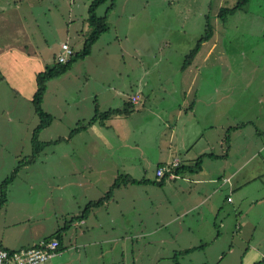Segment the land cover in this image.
Returning a JSON list of instances; mask_svg holds the SVG:
<instances>
[{"label": "crops", "instance_id": "obj_1", "mask_svg": "<svg viewBox=\"0 0 264 264\" xmlns=\"http://www.w3.org/2000/svg\"><path fill=\"white\" fill-rule=\"evenodd\" d=\"M48 2L49 0H0V120L8 129L17 124V96H23L31 102L36 89L35 75L48 63V57L43 55L33 32L28 30L27 23L30 17L38 22L42 10L46 11L43 14L48 15ZM248 4L249 0L240 10ZM70 15L71 10L68 16ZM260 26L264 28V24ZM190 64L181 70L180 75L181 88H187L184 92L181 90L184 101L179 105L166 107H172L168 110H151L155 117L153 122L135 121L129 126L131 132L138 129L144 130L146 136L156 134L152 145L156 148L155 157L146 158L144 155L139 158V142L127 139L124 135L126 124L123 117L130 119L137 104L140 103L141 107L145 104L143 87L146 84L142 77H139L130 93L125 89H118L116 85H109L107 90L113 91L122 100V105L114 108L131 106L129 113L114 115L103 122H94L83 130L93 129L98 132V138L84 142L85 146L96 142V145L105 148L98 153L90 150L93 155L91 162L77 154V160L72 161V164H58L55 169L50 170L56 171L59 176H63L61 172L68 171L73 178L72 182L69 179L60 184L63 191L61 195L54 194L58 185L48 184L46 194L40 195L33 184L24 180L22 171L25 169L27 172L29 169L26 168L31 164L19 170L8 186L5 203L0 207V244L7 249H18L36 245L41 240L52 237L67 221L80 215L88 202L103 196L118 175H128L133 179L146 181L115 188L112 197L102 205L92 207L85 217L72 219L70 226L62 231L63 249L41 264H127L129 254L132 264H136L139 257L143 258L139 253L141 255L144 251L145 240L149 239L156 244L154 247H157V253L152 256L157 257L162 250L161 244H175L179 241L176 233L183 236L172 247V252L194 248L185 255L197 252L210 255V247H214L220 239V231H203V234L194 235L183 218L199 209L215 190H220L219 185L227 186L228 193H233V178L245 171L252 159L264 152V68L262 74L250 76V81H260L259 90L249 93L234 90L232 105L227 107L225 100L230 91L226 92L218 87L210 95L207 92L193 93L190 83L184 84L187 81L185 71ZM254 67L258 68L257 65ZM154 90L152 92L155 94ZM235 91L238 93L235 94ZM132 96H138V102H133ZM93 100L97 102L100 111H104L99 99L95 97ZM136 110L138 113L141 108ZM227 129L230 130L225 139ZM109 130L113 131V135L107 134ZM76 139L73 136L68 142L74 143ZM117 142L124 146L121 153L112 147ZM129 150L134 151V156L128 153ZM14 155L17 156L16 153ZM199 156L201 165L196 172L184 169L173 179L158 178L154 173L158 166L176 159L180 163L179 167L192 166ZM60 157L61 160H69L67 153ZM261 160L264 166L263 156ZM151 165L155 168L153 178L147 175L152 172ZM261 172V169L248 170L242 180L255 182ZM55 175L57 176L56 173ZM159 180H163L161 186L157 182ZM216 180L218 185L210 189L209 183H215ZM67 188H72V193L65 196L64 189ZM229 194L226 195V200L230 198ZM174 225H177L175 233L167 231L168 226ZM235 228L240 234L236 238L231 237L233 243L235 239L238 243L243 241V236L250 242L238 264H261L259 262L264 258V251L261 250L260 240L254 236L253 223L244 218L240 226L236 224ZM189 234L192 235L191 238ZM73 246L75 252H70ZM232 251L233 245L227 248V253H233ZM214 258L209 263L202 261L200 264H222L223 251H216Z\"/></svg>", "mask_w": 264, "mask_h": 264}, {"label": "rangeland", "instance_id": "obj_2", "mask_svg": "<svg viewBox=\"0 0 264 264\" xmlns=\"http://www.w3.org/2000/svg\"><path fill=\"white\" fill-rule=\"evenodd\" d=\"M112 0H106L97 8V15L103 16ZM237 0H114V6L108 13L109 31L103 33L92 47L91 54L73 63L72 67L63 75L48 81L42 108L49 112L53 119L49 126L38 135L40 141L55 140L60 136H67L70 129L79 121H87L94 113V98L101 102V109L120 107L122 100L113 91H108L109 85H116L118 89H125L130 93L134 84L142 77L146 84L144 107L137 104L131 118L123 117L126 124L125 136L139 142L137 156L153 158L156 155L154 145L156 134L144 133V130H129L131 123L153 122L151 110L166 108L173 104L179 105L184 101L181 90V66L186 53L195 45L205 30V16L208 15L213 26V35L203 43L198 53L187 68V81L193 93L207 92L212 94L216 88L230 91L225 105L231 107L234 90L257 91L260 81H250L251 75L262 74L264 68V0H249L247 7L229 14L225 22L217 17L219 8L231 7ZM91 0H49L48 15L41 13L38 22L34 17L28 18V30L33 32L36 43L43 55L48 57L46 65L55 62V56L61 51L62 42L74 50L82 47V42L88 34L87 8ZM71 10L70 17L68 16ZM247 10V11H246ZM34 16V13H33ZM37 18V17H36ZM257 19V20H256ZM260 19V23L258 20ZM213 45L209 51L210 46ZM207 54V55H206ZM254 67V66H256ZM245 75V76H244ZM126 85V86H125ZM113 87V86H112ZM110 88V87H109ZM155 89V94L153 91ZM163 90L170 92L164 93ZM238 92L235 91V94ZM147 95V97H146ZM95 96V97H94ZM141 108L136 113V109ZM148 109H150L148 111ZM16 126L10 129L0 120V182L12 171L13 167L24 157L30 156L31 133L39 119L34 112L32 103L23 96H17ZM153 116V117H152ZM20 119V120H19ZM98 124H96L97 126ZM151 132V130H148ZM113 135L109 130L107 134ZM115 133V131H114ZM95 130L81 131L74 135V143L63 141L46 145L34 164L22 171L27 183H31L45 195L48 184L57 186L55 196L61 195V186L65 181H73L68 171L59 176L56 165L77 160V154L82 159L93 161L90 150L104 149L105 146L92 142L85 146L84 142L97 139ZM264 139V138H263ZM134 143V142H133ZM132 143V144H133ZM108 147V146H107ZM121 153L122 143L113 145ZM6 148V150H5ZM103 151V150H102ZM134 156V151L129 150ZM14 153L17 154L14 155ZM67 153L68 159L61 160V155ZM84 156V158H83ZM264 152L256 156L245 171L233 178L235 189L228 193V187L221 186L203 205L192 211L183 220L194 231V235L203 231H220V239L210 247V255L197 252L189 255L172 252L182 238L176 233L178 242L161 244L159 256L155 257L156 244L145 240L144 251L139 253L136 264H200L202 261H213L216 251H223L224 261L228 264H238L242 253L247 249L249 241L232 242L231 237L239 236L236 224L242 223L244 218L252 222L255 228L254 236L260 240L261 250L264 251V166L261 157ZM231 162V161H229ZM50 168V169H49ZM154 165L148 176L153 178ZM261 169V176L255 182H243V176L248 170ZM57 174V176L55 175ZM155 173V170H154ZM25 174V175H24ZM17 183L19 181L17 180ZM218 185L209 183L210 189ZM215 188V187H214ZM209 189V190H210ZM217 191V192H216ZM95 192V191H94ZM162 192V191H161ZM72 193V188L64 189V194ZM95 194V193H93ZM229 199L226 200V195ZM163 195V192H162ZM92 197V196H90ZM68 202L67 198H65ZM205 225V226H203ZM214 228V229H213ZM177 225L168 226L167 231L176 232ZM200 232V233H198ZM164 233V231H162ZM192 237L191 234L188 235ZM242 236V235H241ZM189 241V240H188ZM189 243V242H185ZM194 243V242H191ZM233 245V253H227V248ZM75 252L74 246L69 250ZM167 252V254H166ZM115 261L117 258L115 257ZM151 261H153L151 263ZM192 261V262H191ZM212 263V262H211ZM214 263V262H213ZM259 263L264 264V258ZM127 264H132V257L128 255Z\"/></svg>", "mask_w": 264, "mask_h": 264}, {"label": "trees", "instance_id": "obj_3", "mask_svg": "<svg viewBox=\"0 0 264 264\" xmlns=\"http://www.w3.org/2000/svg\"><path fill=\"white\" fill-rule=\"evenodd\" d=\"M105 1L106 0H91V2L89 3L88 8H87V22H88V26L90 29L88 31L87 36L82 42L81 49L74 51L71 48L73 54H71L68 60L64 63L58 62L57 56H55L54 57L55 62L52 65H46L43 70L38 71L36 73L35 75L36 89L32 96L31 103L33 105L34 112L36 116L38 117L39 121L37 125L33 128L32 133H31V145H32L31 154L30 156H27L21 159L18 162V164L14 166V168L9 173V175H7L3 180H1L0 182V207L5 203L8 186L16 178L19 170L25 165L34 163L46 145L68 141L77 133L87 129L88 126L94 122H103L105 119H108L114 115H127L129 111L131 110V106H126L123 108H109L107 110L100 111V109L98 108V104L95 101L93 116L90 117L87 121H79L74 128L70 129L66 137L60 136L55 140H49V141H40L38 139L39 133L44 128L49 126L53 119L52 115L49 112H46L42 108V102L44 99L48 81L52 80L53 78L60 77L61 75L66 73L72 67L73 63H75L77 60L84 59L85 57L89 56L91 54L94 43L98 41L99 37L103 33L109 31L110 29V26L107 20H108V13L110 9H112L114 6V0L111 1V4L107 7V10L103 16L97 15V8L101 4H103ZM247 2L248 0H237L235 5L231 7L222 6L219 8L217 17L222 22H225L229 14H232L236 10H240ZM212 33H213V26L210 23L209 16L206 15L205 16V30L200 36V38L196 41L195 45L186 53L182 66H181V70L185 69L192 62L193 58L200 50L202 43L209 40ZM230 129H227L225 139L228 138V133ZM200 165H201V156L195 159V162L192 166H184L183 168L177 167V168H174L173 171L175 174L181 173L184 169L187 171L196 172L199 170ZM142 181L144 182L146 181V179L136 180V179L131 178L128 175H118L114 179L113 183L110 185L109 190L97 200L88 202L86 206L84 207V209L82 210V212L80 213V215L76 216V218L78 219V218L85 217L92 207L102 205L105 201L110 199L112 197V193L115 188H118L128 183L138 184V183H141ZM157 182L161 186L163 183V180H159ZM76 218H71V220L67 221L65 226L56 230L54 235L50 237V238H56L58 240L59 242L58 250L59 251L63 249L61 246L62 231H64L70 226L72 219L74 220ZM193 249L194 248H190V249L184 250V252H178V253H186ZM178 253H176L175 255H178ZM174 262L175 264H179L177 259H175Z\"/></svg>", "mask_w": 264, "mask_h": 264}, {"label": "built area", "instance_id": "obj_4", "mask_svg": "<svg viewBox=\"0 0 264 264\" xmlns=\"http://www.w3.org/2000/svg\"><path fill=\"white\" fill-rule=\"evenodd\" d=\"M61 51L57 55L58 62L64 63L73 54L67 43L60 45ZM133 102H138V96H132ZM179 161L160 165L156 168L155 174L158 178L173 179L177 176L174 168L179 167ZM59 242L56 238L43 239L36 245L18 249H7L0 244V264H41L59 254Z\"/></svg>", "mask_w": 264, "mask_h": 264}]
</instances>
